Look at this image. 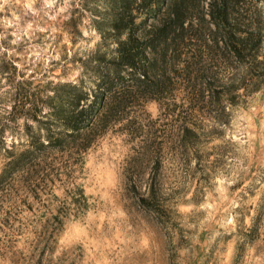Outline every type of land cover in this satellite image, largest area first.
<instances>
[{
  "label": "rangeland",
  "instance_id": "rangeland-1",
  "mask_svg": "<svg viewBox=\"0 0 264 264\" xmlns=\"http://www.w3.org/2000/svg\"><path fill=\"white\" fill-rule=\"evenodd\" d=\"M78 1L0 0V169L9 136L21 143V117L10 113L21 75L33 85H91L81 65L100 39ZM173 87L172 116L146 102L132 111V124L112 125L86 152L77 181L87 196L82 214L57 188L24 194L21 177L4 183L0 264H264V91L226 106L215 124L212 106L189 109L184 90ZM182 121L198 127L196 143L169 142ZM141 130L147 155L133 161ZM156 161L160 204L150 211L137 195ZM57 214L67 215L61 226Z\"/></svg>",
  "mask_w": 264,
  "mask_h": 264
},
{
  "label": "trees",
  "instance_id": "trees-1",
  "mask_svg": "<svg viewBox=\"0 0 264 264\" xmlns=\"http://www.w3.org/2000/svg\"><path fill=\"white\" fill-rule=\"evenodd\" d=\"M78 2L100 39L93 56L81 65L92 77L91 85L81 79L33 85L21 75L10 105V113L17 110L21 117V143L15 144L20 139L10 135V148L3 149L0 191L19 176L22 193L46 194L57 188L82 214L87 196L77 181L84 156L112 125L124 120L132 124L134 109L155 102L165 116H172L167 95L178 84L189 109L212 106L207 118L219 124L226 106L264 91V0ZM9 67L15 71L11 63ZM175 128L169 142L196 143L198 127L182 121ZM141 131L142 147L134 151L133 161L147 155L143 145L149 139ZM158 164L152 165L144 195H137L145 210L159 208ZM66 216L57 214L56 224L61 226Z\"/></svg>",
  "mask_w": 264,
  "mask_h": 264
}]
</instances>
